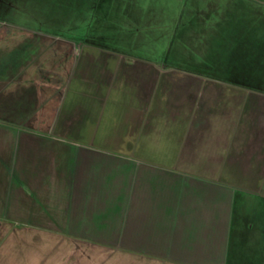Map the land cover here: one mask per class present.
Listing matches in <instances>:
<instances>
[{"label": "crops", "instance_id": "0c3cea01", "mask_svg": "<svg viewBox=\"0 0 264 264\" xmlns=\"http://www.w3.org/2000/svg\"><path fill=\"white\" fill-rule=\"evenodd\" d=\"M171 1L0 0V264L264 260L253 10Z\"/></svg>", "mask_w": 264, "mask_h": 264}, {"label": "rangeland", "instance_id": "374dc122", "mask_svg": "<svg viewBox=\"0 0 264 264\" xmlns=\"http://www.w3.org/2000/svg\"><path fill=\"white\" fill-rule=\"evenodd\" d=\"M165 0H157V6L165 8V4H159ZM188 2V14H192L194 16L197 12H195L196 7H198L200 12L205 13L203 16H213L215 13V7L219 6L226 13H235L238 12L241 16L243 14H248V4L251 6V10L253 13L251 14V19L249 21V25L251 26V31H253L257 37V40L264 41V0H189ZM171 10L170 13L177 14V16H181L182 8L185 3L182 0H172L170 3ZM39 8H41L39 6ZM167 9V7H166ZM221 10V9H220ZM162 11V9H161ZM164 12V11H163ZM162 12V13H163ZM231 27H233V22H228ZM240 28H245L244 25H241ZM260 44L258 43V46ZM264 47V46H263ZM259 54V53H258ZM261 55V54H259ZM257 55V56H259ZM260 59V58H259ZM261 60V59H260ZM259 60V61H260ZM264 264V260L257 262V264Z\"/></svg>", "mask_w": 264, "mask_h": 264}]
</instances>
